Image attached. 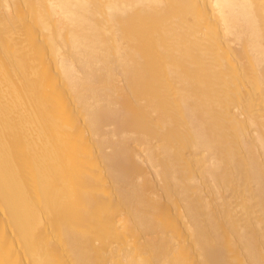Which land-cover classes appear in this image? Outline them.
<instances>
[{"label": "bare ground", "instance_id": "1", "mask_svg": "<svg viewBox=\"0 0 264 264\" xmlns=\"http://www.w3.org/2000/svg\"><path fill=\"white\" fill-rule=\"evenodd\" d=\"M0 264H264V0H0Z\"/></svg>", "mask_w": 264, "mask_h": 264}]
</instances>
